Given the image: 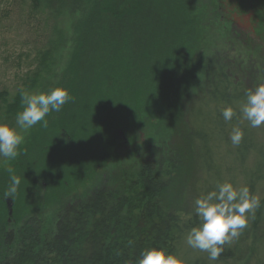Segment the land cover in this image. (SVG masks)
Wrapping results in <instances>:
<instances>
[{
	"label": "trees",
	"instance_id": "1",
	"mask_svg": "<svg viewBox=\"0 0 264 264\" xmlns=\"http://www.w3.org/2000/svg\"><path fill=\"white\" fill-rule=\"evenodd\" d=\"M116 2L118 12L107 0H32L35 10L56 22L35 83L41 78L40 88L47 87L69 50L59 86L73 99L63 106L53 137L36 140L25 151L23 168L14 169L21 178L15 194L5 196L10 174L0 173V198L18 203L14 223H28L17 236L5 234L1 264H137L152 247L189 264H264V125L253 128L239 115L225 122L221 115L226 106L238 112L250 87L234 86L236 79L231 82L223 68H208L200 82L197 73L189 75L204 30L197 0ZM19 103L7 111L18 112ZM170 106L178 112L167 123L164 119L170 126L164 147L112 165L121 145L117 132L149 129ZM234 126L244 131L238 147L230 141ZM71 153L72 163L65 158ZM99 164L110 168L94 183ZM30 174L33 180L50 179L54 192L46 199L57 197L51 203L59 205L53 236L43 245L33 240L39 228L30 226L24 205ZM223 182L247 186L261 203L240 237L210 262L208 253L190 248L185 237L200 223L194 200ZM33 242L36 254L28 255ZM15 244L17 250L9 253Z\"/></svg>",
	"mask_w": 264,
	"mask_h": 264
},
{
	"label": "rangeland",
	"instance_id": "2",
	"mask_svg": "<svg viewBox=\"0 0 264 264\" xmlns=\"http://www.w3.org/2000/svg\"><path fill=\"white\" fill-rule=\"evenodd\" d=\"M116 1L107 0V7L113 12H118L119 3ZM195 6L197 15L204 22L202 27L204 30H200L198 33V37H200L199 41L196 42L198 43V48L195 50V55L193 54L189 75H192L191 72L197 73V82H200L205 71L212 67V60L214 61L213 63L216 61L223 62L224 58H226L230 62L236 60L238 64L242 63L243 70H247L245 72L246 75L243 74L244 78H246V81H251L255 87L260 83H264V49L258 48L256 44L244 46L238 37L226 33L222 24L218 19H215L220 10L214 7L210 0H197ZM55 24L56 22L48 12L33 8L32 0H0V122L16 126V115L23 110L21 91L47 93L60 87L59 85L63 83L64 70L71 60L69 50H65L62 53L60 64L56 67L57 71L48 78L47 83L49 85L47 87L43 86L40 88V83L42 84L41 78H39V83H35V75L42 68L41 59L45 52L50 50L54 39L53 30ZM216 69L218 70V68ZM189 81L183 86V93L190 86ZM14 102H20L19 111L13 113L10 111L9 113L6 108ZM176 107L165 108L162 117L157 118V121L154 122L155 126L149 125L147 126L149 129L143 128L135 133L130 132L135 136L133 141L129 132L125 131L130 134L125 135L123 130L120 133L118 131L117 134L121 145L118 146L117 153L112 157V165L116 163L118 165L129 164L135 160L137 155L145 156L146 154L159 152L170 136L168 128L170 126H166V123L170 117L176 116V112H178ZM61 113L62 111L51 112L46 117L48 120L47 128L38 124L28 132L22 133L25 139L19 147L20 155L13 160H5L0 157V173L9 167L13 169L23 168L25 151L32 149L34 142L38 141L39 138L49 134L52 135L54 126L57 125ZM164 119H166V123ZM59 136L58 133L56 137L58 138ZM61 139L65 140V137ZM63 146L66 148L65 145ZM65 158H69L70 163H72L76 156L71 153V155H66ZM81 161L78 160L73 163ZM108 168H110V165L103 168L102 164H99L96 170L98 177L94 183L100 181V177ZM25 180V182L30 184L26 202L24 201L25 208L31 213L28 216L30 217L28 222L31 227L35 228L36 226L39 228V237H33V240H42L41 245H43L50 241L56 227L59 205L51 202L57 200V197L46 199V194L50 196L54 192L49 178L40 180L36 177L33 180L32 174H30L29 177H25ZM89 189L86 188L85 190L88 191ZM15 203L18 204L17 201ZM15 203L13 202L12 214L10 215L6 199L0 198V264L4 261L3 253L8 243L5 234L13 233V237L17 236L19 229L26 226L24 224H28L24 220L19 221L17 225L14 223ZM30 244H32V249L28 255H30V252L36 254L35 251L37 249L34 250V248L37 244L35 242ZM16 250V244L8 247L9 253ZM33 256L31 257H36Z\"/></svg>",
	"mask_w": 264,
	"mask_h": 264
},
{
	"label": "clouds",
	"instance_id": "3",
	"mask_svg": "<svg viewBox=\"0 0 264 264\" xmlns=\"http://www.w3.org/2000/svg\"><path fill=\"white\" fill-rule=\"evenodd\" d=\"M73 97L66 88H55L49 92L21 91L23 110L16 115V126L0 122V157L13 160L20 155L19 147L24 142L22 133L36 125L48 127L46 117L51 112H60ZM237 112L232 106L221 109L225 122H230L239 115L251 127L264 125V83H260L246 93V100L239 104ZM244 139V131L234 126L230 134L233 146H239ZM10 184L5 196L15 194L21 184L20 176L13 168H7ZM260 199L251 194L247 186L235 187L231 182L217 183L216 186L197 197L194 213L199 219L198 226L191 228L185 237L186 244L192 249L208 253L210 262L219 259L226 244L238 239L247 228L250 215L260 206ZM137 264H189V261L167 251L165 248L145 249Z\"/></svg>",
	"mask_w": 264,
	"mask_h": 264
},
{
	"label": "flooded vegetation",
	"instance_id": "4",
	"mask_svg": "<svg viewBox=\"0 0 264 264\" xmlns=\"http://www.w3.org/2000/svg\"><path fill=\"white\" fill-rule=\"evenodd\" d=\"M212 5L220 12L215 19L222 24L224 31L238 37L244 46L257 45L264 49V0H210ZM262 5V6H261ZM262 16V17H261ZM212 60V70L223 68L225 74L230 78L233 85L250 87L254 90V84L244 78L247 70H243V64H238L236 60L223 62ZM242 64V65H241ZM233 79V80H232ZM7 202V199H6ZM13 205V201H12Z\"/></svg>",
	"mask_w": 264,
	"mask_h": 264
},
{
	"label": "water",
	"instance_id": "5",
	"mask_svg": "<svg viewBox=\"0 0 264 264\" xmlns=\"http://www.w3.org/2000/svg\"><path fill=\"white\" fill-rule=\"evenodd\" d=\"M7 206H8V210L10 215L12 214V200L11 199H7Z\"/></svg>",
	"mask_w": 264,
	"mask_h": 264
}]
</instances>
